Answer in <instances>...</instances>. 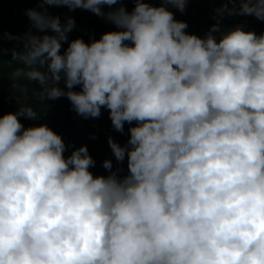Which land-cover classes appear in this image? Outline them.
<instances>
[{"label": "clouds", "instance_id": "1", "mask_svg": "<svg viewBox=\"0 0 264 264\" xmlns=\"http://www.w3.org/2000/svg\"><path fill=\"white\" fill-rule=\"evenodd\" d=\"M39 2L115 26L69 40L74 18L28 9L12 58L44 100L130 125L126 144L108 138L127 171L106 159L94 175L86 145L66 156L46 123H21L32 107L0 115V264H264V32L188 33L169 6L189 0ZM238 2L218 14L264 21V0Z\"/></svg>", "mask_w": 264, "mask_h": 264}, {"label": "trees", "instance_id": "2", "mask_svg": "<svg viewBox=\"0 0 264 264\" xmlns=\"http://www.w3.org/2000/svg\"><path fill=\"white\" fill-rule=\"evenodd\" d=\"M222 1L227 4L229 9L240 7L238 0ZM150 2L159 5V0H150ZM119 6L118 4L115 7ZM123 6L131 12L134 2L133 0H124ZM169 7L177 20L187 22L186 31L188 33L204 37V30L213 26L212 21H206L210 10L209 0H189L183 13ZM45 8L50 15L59 16L61 23H64L67 17L74 18L75 27L69 33V40L81 37L85 42H90L91 38L99 39L102 33L115 30L113 24L87 10L70 11L67 7L41 5L39 0H0V115L16 112L18 108L32 107L39 112V118L32 121L20 117L19 119L25 127L46 123L62 136L67 146L66 156L70 155L72 150L86 145L95 161V166L90 169L94 175L108 174L102 167V163L106 159L112 160L113 170L123 167L126 174V160L123 165L116 162L108 145V138L112 137L116 142L124 145L129 138L128 128L130 125L125 124L123 133L115 131L109 119L108 110L103 108L98 118L84 119L72 109L67 98L44 100L39 94L40 86L37 82L29 81L23 75H15L20 69L28 70L25 64L12 58L13 50L24 51L22 41L18 38L23 37L31 28L26 10L42 11ZM104 11H109V8L104 6ZM206 22L209 24L204 28ZM32 31L34 34H41L37 33L35 29ZM10 36L13 38L10 39ZM66 47L67 43H64L61 51ZM61 87H64L63 83H61ZM75 90L79 91V87ZM94 122L97 123V126L94 125ZM65 138L68 140L66 141Z\"/></svg>", "mask_w": 264, "mask_h": 264}, {"label": "built area", "instance_id": "3", "mask_svg": "<svg viewBox=\"0 0 264 264\" xmlns=\"http://www.w3.org/2000/svg\"><path fill=\"white\" fill-rule=\"evenodd\" d=\"M209 5L210 10L206 21H212L213 25L217 24V22L219 21L221 31H225L236 26H241L245 31H255L257 34L264 32V21L258 20L254 16L228 15L227 12H225L222 16L219 15L217 12L218 9L224 8L225 6L229 9L227 4H225L222 0H209ZM208 24L209 23L206 22L204 28ZM210 28L205 29L204 34H206L210 30ZM215 35L218 36L219 33H216ZM83 118L86 119L85 117ZM94 125L97 126V123L94 122ZM65 140L67 141L68 139L65 138Z\"/></svg>", "mask_w": 264, "mask_h": 264}]
</instances>
